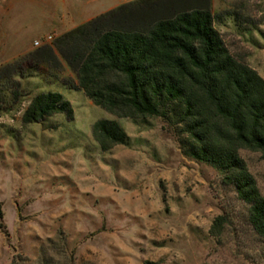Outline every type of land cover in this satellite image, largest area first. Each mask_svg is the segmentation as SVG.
<instances>
[{
    "label": "rangeland",
    "instance_id": "374dc122",
    "mask_svg": "<svg viewBox=\"0 0 264 264\" xmlns=\"http://www.w3.org/2000/svg\"><path fill=\"white\" fill-rule=\"evenodd\" d=\"M137 1L0 0V264H264L248 205L215 166L185 153L168 123L118 118L77 88L58 52L61 67L35 59L72 28ZM210 3L230 52L264 78V0ZM48 90L73 116L23 123ZM102 118L119 121L130 144L102 151L92 135ZM240 154L264 196V159ZM219 214L228 222L215 237Z\"/></svg>",
    "mask_w": 264,
    "mask_h": 264
},
{
    "label": "trees",
    "instance_id": "16d2710c",
    "mask_svg": "<svg viewBox=\"0 0 264 264\" xmlns=\"http://www.w3.org/2000/svg\"><path fill=\"white\" fill-rule=\"evenodd\" d=\"M55 46L39 49L35 59L61 67L60 55L77 88L118 118H162L185 153L215 166L235 187L264 242V196L240 154L264 159V78L230 52L210 0L123 4L65 32ZM55 113L71 118L73 108L62 93L48 90L32 97L21 118L30 124ZM92 135L104 152L130 144L115 119L97 120ZM227 222L226 214L217 215L211 235L220 237Z\"/></svg>",
    "mask_w": 264,
    "mask_h": 264
},
{
    "label": "built area",
    "instance_id": "2783aa9c",
    "mask_svg": "<svg viewBox=\"0 0 264 264\" xmlns=\"http://www.w3.org/2000/svg\"><path fill=\"white\" fill-rule=\"evenodd\" d=\"M51 39V36H47V40H50ZM39 44V42L38 41H36L35 42V45H38Z\"/></svg>",
    "mask_w": 264,
    "mask_h": 264
},
{
    "label": "crops",
    "instance_id": "0c3cea01",
    "mask_svg": "<svg viewBox=\"0 0 264 264\" xmlns=\"http://www.w3.org/2000/svg\"><path fill=\"white\" fill-rule=\"evenodd\" d=\"M73 29V28H72Z\"/></svg>",
    "mask_w": 264,
    "mask_h": 264
}]
</instances>
